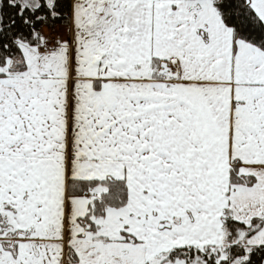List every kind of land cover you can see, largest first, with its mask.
Wrapping results in <instances>:
<instances>
[{"label":"snow or ice","instance_id":"6c2138e0","mask_svg":"<svg viewBox=\"0 0 264 264\" xmlns=\"http://www.w3.org/2000/svg\"><path fill=\"white\" fill-rule=\"evenodd\" d=\"M0 264H264V0H0Z\"/></svg>","mask_w":264,"mask_h":264}]
</instances>
